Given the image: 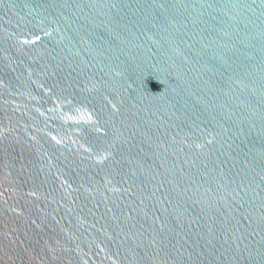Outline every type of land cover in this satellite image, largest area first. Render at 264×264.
Instances as JSON below:
<instances>
[{"label": "water", "instance_id": "water-1", "mask_svg": "<svg viewBox=\"0 0 264 264\" xmlns=\"http://www.w3.org/2000/svg\"><path fill=\"white\" fill-rule=\"evenodd\" d=\"M0 264H264V0H0Z\"/></svg>", "mask_w": 264, "mask_h": 264}]
</instances>
